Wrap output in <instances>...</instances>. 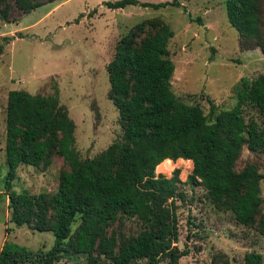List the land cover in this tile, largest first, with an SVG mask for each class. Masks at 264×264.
<instances>
[{
	"label": "trees",
	"instance_id": "16d2710c",
	"mask_svg": "<svg viewBox=\"0 0 264 264\" xmlns=\"http://www.w3.org/2000/svg\"><path fill=\"white\" fill-rule=\"evenodd\" d=\"M53 2L0 0V21L11 23L13 7L24 15ZM101 5L111 11L128 6L157 10L177 3L117 0ZM223 8L239 49H258L264 56V0H224ZM172 36L164 23L149 20L117 41L105 72L107 99L117 112L122 134L91 159L78 158L74 124L57 96L22 90L7 93L2 191L9 222L48 232L54 244L39 258L23 248L4 245L0 264H52L62 254L83 255L86 264H159L163 259L176 264L187 253H176L175 246L174 201L182 200L183 193L178 170L169 178L154 175L166 160L190 161L187 183L202 187L213 206L230 211L238 225L254 227L264 237L258 188L263 176L253 164L234 171L243 147L264 155V75L240 79L229 110L215 112L209 102L211 120L207 121L198 106L181 103L171 92L174 67L167 44ZM55 156L65 169L59 172L54 193L12 190L18 167L44 171ZM124 222H134L138 231L124 234L120 230ZM242 264H262L261 255L246 253Z\"/></svg>",
	"mask_w": 264,
	"mask_h": 264
},
{
	"label": "rangeland",
	"instance_id": "374dc122",
	"mask_svg": "<svg viewBox=\"0 0 264 264\" xmlns=\"http://www.w3.org/2000/svg\"><path fill=\"white\" fill-rule=\"evenodd\" d=\"M113 1L117 0H55L24 15L13 7L11 23L0 21V249L12 244L39 258L54 244L48 232L14 227L9 222L2 191L6 175L4 116L9 91L57 96L74 124V149L84 160L97 156L121 137L117 112L107 99L105 67L119 38L141 22L159 20L172 31L167 44L168 60L174 67L171 92L181 103L198 106L207 121L211 120L209 102L215 112L229 110L235 104L234 90L240 79L264 75V56L258 49H239L236 32L226 21L224 0H176L177 6L157 10L128 6L111 11L101 5ZM136 1L156 4L171 0ZM164 164L154 175L169 178L172 171L178 170L183 193L182 200L174 201L175 246L176 253H187L176 264H242L243 255L250 252L261 255L264 264V237L254 227L238 225L230 211L213 206L202 187L187 183L191 163L175 161L167 168ZM248 164L255 165L263 176L258 188L262 200L259 213L264 217V155L249 153L243 147L234 171ZM62 169V159L56 156L44 171L20 166L12 190L52 194ZM112 228L116 229V224ZM120 230L129 235L138 228L134 222H124ZM52 264H86V258L62 254ZM159 264L171 263L163 259Z\"/></svg>",
	"mask_w": 264,
	"mask_h": 264
},
{
	"label": "clouds",
	"instance_id": "9594fccd",
	"mask_svg": "<svg viewBox=\"0 0 264 264\" xmlns=\"http://www.w3.org/2000/svg\"><path fill=\"white\" fill-rule=\"evenodd\" d=\"M188 163H191V162L189 161ZM164 166H165L166 168H167V167H170V166H171V160H166Z\"/></svg>",
	"mask_w": 264,
	"mask_h": 264
},
{
	"label": "bare ground",
	"instance_id": "6f19581e",
	"mask_svg": "<svg viewBox=\"0 0 264 264\" xmlns=\"http://www.w3.org/2000/svg\"><path fill=\"white\" fill-rule=\"evenodd\" d=\"M177 162H181V161H176V163H177Z\"/></svg>",
	"mask_w": 264,
	"mask_h": 264
}]
</instances>
